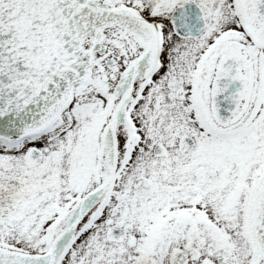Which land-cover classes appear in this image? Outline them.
Masks as SVG:
<instances>
[{
	"label": "snow or ice",
	"instance_id": "obj_1",
	"mask_svg": "<svg viewBox=\"0 0 264 264\" xmlns=\"http://www.w3.org/2000/svg\"><path fill=\"white\" fill-rule=\"evenodd\" d=\"M0 264H264V0H0Z\"/></svg>",
	"mask_w": 264,
	"mask_h": 264
}]
</instances>
